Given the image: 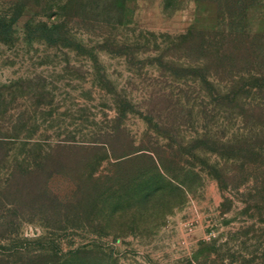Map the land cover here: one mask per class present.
<instances>
[{
	"label": "rangeland",
	"instance_id": "374dc122",
	"mask_svg": "<svg viewBox=\"0 0 264 264\" xmlns=\"http://www.w3.org/2000/svg\"><path fill=\"white\" fill-rule=\"evenodd\" d=\"M0 29V264H264L259 176L221 189L196 140L264 124V0H0Z\"/></svg>",
	"mask_w": 264,
	"mask_h": 264
},
{
	"label": "trees",
	"instance_id": "16d2710c",
	"mask_svg": "<svg viewBox=\"0 0 264 264\" xmlns=\"http://www.w3.org/2000/svg\"><path fill=\"white\" fill-rule=\"evenodd\" d=\"M13 17L12 20H14ZM44 31L48 32L49 34L46 35L45 40L49 43H53L52 41V35L57 30V27H47L46 25L42 26ZM10 28V27H9ZM5 32L0 29V33ZM250 79L253 81L254 85L249 84L247 93L253 92V95L261 93L262 96L264 93V75L260 78L259 76L253 74L250 76ZM235 82H233L232 87H230L227 91H225L224 94H221L218 90H216V95H220L223 97H229L233 96L234 98H240L245 97V95H242L240 91H236ZM254 89V91H252ZM256 91V92H255ZM247 95V94H246ZM261 96V95H260ZM263 101H259L256 104H249L247 105L246 109L242 111L237 110L236 115H239L241 118V123L243 122V117H247V113L250 114V116H257L264 118V97L261 98ZM256 119V118H255ZM256 121H258L256 119ZM259 122V121H258ZM258 126L261 127V129L257 128ZM220 133V132H219ZM217 133L216 135H211L209 131L206 129L203 134L197 136L196 140H202V139H215L213 141H216V156L220 159H224L225 161L233 162L234 167L230 169H226L224 166V163H221L219 161H216V166L211 167L212 172L214 176L216 177V180L218 182V185L221 189L226 188L229 184V180L236 177V175H245L243 180L248 182L250 180V176L254 174L258 175L257 179L259 181H253L254 185L261 187V195L264 194V160H263V146H264V124L261 122L258 123V125H251L250 127H246L245 125L240 126L238 128V132L234 135H230L228 137L226 135L227 131L223 133ZM211 137V138H210ZM259 137L263 138V141L261 140L260 143H257L259 141ZM180 146V145H179ZM169 149L172 151V154L178 150H173L171 146H169ZM202 149L205 150L203 147L197 148V150ZM177 153V152H176ZM259 158L261 159L259 161ZM157 162L160 165H163V161L161 158H157ZM237 172V173H236ZM237 183V184H236ZM235 187L240 186V182H236Z\"/></svg>",
	"mask_w": 264,
	"mask_h": 264
}]
</instances>
